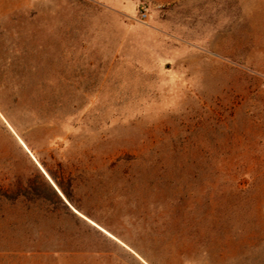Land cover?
<instances>
[{
    "label": "rangeland",
    "instance_id": "obj_1",
    "mask_svg": "<svg viewBox=\"0 0 264 264\" xmlns=\"http://www.w3.org/2000/svg\"><path fill=\"white\" fill-rule=\"evenodd\" d=\"M0 264H264V0H0Z\"/></svg>",
    "mask_w": 264,
    "mask_h": 264
},
{
    "label": "trees",
    "instance_id": "obj_2",
    "mask_svg": "<svg viewBox=\"0 0 264 264\" xmlns=\"http://www.w3.org/2000/svg\"><path fill=\"white\" fill-rule=\"evenodd\" d=\"M55 182H56L57 185L60 187L62 193L64 194V196L66 197V199L68 200V202H69V203H72V197H71V195H70L67 191H65V190L63 189V187L57 182V179H55ZM54 194L56 195V197H57L60 201H62L61 197L58 195V193H57L55 190H54ZM62 202H63V201H62ZM67 208H68V207H67Z\"/></svg>",
    "mask_w": 264,
    "mask_h": 264
}]
</instances>
